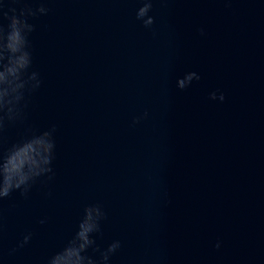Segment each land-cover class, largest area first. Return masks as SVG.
I'll use <instances>...</instances> for the list:
<instances>
[{
  "label": "water",
  "instance_id": "obj_1",
  "mask_svg": "<svg viewBox=\"0 0 264 264\" xmlns=\"http://www.w3.org/2000/svg\"><path fill=\"white\" fill-rule=\"evenodd\" d=\"M45 6L29 19L42 84L3 147L55 126L54 177L0 201V264H46L91 204L99 248L121 241L109 264H264V0H153L151 28L139 0Z\"/></svg>",
  "mask_w": 264,
  "mask_h": 264
},
{
  "label": "clouds",
  "instance_id": "obj_2",
  "mask_svg": "<svg viewBox=\"0 0 264 264\" xmlns=\"http://www.w3.org/2000/svg\"><path fill=\"white\" fill-rule=\"evenodd\" d=\"M12 4L22 7H8L0 4V201L9 198L13 192H19L27 198L33 186L42 178L52 180L54 177L53 161L55 159V126L36 132L31 129L26 135L7 148L3 147V133L9 124L22 122L27 108L26 93L38 90L42 84L40 75L32 69V46L29 39L35 31L30 18L46 15L50 9L45 6L47 0H39V7L29 6L28 0H10ZM141 6L136 11V19L145 28H151L155 18L152 11L153 0H139ZM8 23L5 25L3 21ZM200 34L204 35L203 29ZM196 72H188L178 79L177 87L186 89L193 80H199ZM210 99L221 102L223 93L217 96L210 93ZM148 118L145 111L133 119V125ZM106 219V212L101 204H91L84 208V214L77 231L66 245L51 255L46 264H109L110 258L121 248V241H112L107 248L100 249L94 234L101 233V221ZM41 220L40 223H45ZM2 228V225H0ZM32 239V233L24 235L18 247H24ZM218 241L215 247L220 248ZM99 253L98 259L88 255V250Z\"/></svg>",
  "mask_w": 264,
  "mask_h": 264
}]
</instances>
